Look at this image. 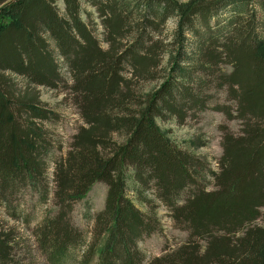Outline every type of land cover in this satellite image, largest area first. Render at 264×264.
Masks as SVG:
<instances>
[{"label":"trees","instance_id":"1","mask_svg":"<svg viewBox=\"0 0 264 264\" xmlns=\"http://www.w3.org/2000/svg\"><path fill=\"white\" fill-rule=\"evenodd\" d=\"M12 76L66 85L84 121L55 158L53 192L44 123L56 114ZM213 103L241 125L224 127L215 172L157 121L184 124ZM97 182L107 194L87 239L72 212ZM156 201L189 238L147 261ZM0 207V264H264V0H0Z\"/></svg>","mask_w":264,"mask_h":264},{"label":"rangeland","instance_id":"2","mask_svg":"<svg viewBox=\"0 0 264 264\" xmlns=\"http://www.w3.org/2000/svg\"><path fill=\"white\" fill-rule=\"evenodd\" d=\"M178 3H185L190 0H175ZM216 1V0H214ZM63 6V3H60ZM99 21V20H97ZM100 22V21H99ZM160 40L168 45L173 41L174 32L177 27V18L169 19L164 25ZM103 27H99L98 35L102 40V44L106 46L102 35ZM168 48H166V51ZM165 51V52H166ZM167 59L165 56L164 61ZM11 77V75H9ZM14 89L17 94L31 93L36 96L37 100L46 108L52 110L56 117L44 123V127L48 130L50 139L52 140L51 157L48 161L50 166V176L48 187L53 192L55 181L53 180V171L55 168V158L58 156H66L71 149L73 137L84 124L79 112L78 106L75 104L71 89L62 84L58 88H47L44 86L28 87L26 82L17 76H12ZM71 85V82H69ZM158 85L156 82H142L139 89L143 93L154 90ZM213 95H217V102L225 103L227 95L217 87L211 90ZM160 128L172 141L182 147H189L196 152L199 157L205 159L210 170L215 172L218 170L219 159L222 156V141L224 137V127L238 133L240 123L237 120H228L225 114L214 108V103L199 116L188 117L184 124H179L175 120L162 121L157 120ZM50 158V159H49ZM210 175V174H209ZM209 189L214 188V179L208 177ZM132 191L130 192V194ZM107 194V186L102 182H97L88 193L87 197L75 204L72 212L74 224L79 227L83 233L90 238L92 221L90 220L98 212L104 208ZM132 195V194H131ZM27 205L35 206L38 197L33 192L27 190L25 195ZM39 202L37 203V205ZM157 206L158 216L160 218L162 229L154 232L152 235L145 237L140 243L139 248L145 255V260L152 261L154 258L175 249L183 244L189 238V232L178 226L170 215L168 208L160 201L154 202ZM53 207L51 202L48 203ZM264 211V210H263ZM7 215L0 207V219H6ZM13 223L14 221L11 220ZM261 222V221H259ZM22 232L27 235L32 233L31 228L27 231L24 225L17 224ZM37 247L35 239L31 240ZM40 253V252H39ZM41 258V254H39ZM264 262V260H263ZM65 264V263H64Z\"/></svg>","mask_w":264,"mask_h":264}]
</instances>
